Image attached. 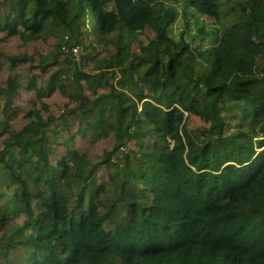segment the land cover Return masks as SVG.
Wrapping results in <instances>:
<instances>
[{
    "label": "trees",
    "instance_id": "obj_1",
    "mask_svg": "<svg viewBox=\"0 0 264 264\" xmlns=\"http://www.w3.org/2000/svg\"><path fill=\"white\" fill-rule=\"evenodd\" d=\"M0 264H264V0H10Z\"/></svg>",
    "mask_w": 264,
    "mask_h": 264
},
{
    "label": "rangeland",
    "instance_id": "obj_2",
    "mask_svg": "<svg viewBox=\"0 0 264 264\" xmlns=\"http://www.w3.org/2000/svg\"><path fill=\"white\" fill-rule=\"evenodd\" d=\"M9 1L10 0H2V3H1V13H0V18L1 19H3V17H4V15H5V13L7 12V10H8V8H9ZM231 21V19L228 21L227 19H225V20H223L222 21V23H224L226 26H229L230 25V22ZM93 20L90 18V16L88 17V20H87V27H88V29H90V28H92L93 27ZM186 24H185V22H181V21H179V22H176L175 24H174V26H173V33H175L176 34V37H178L179 36V33L182 31L183 33H189V31H188V28L185 26ZM192 32V31H191ZM190 32V33H191ZM126 37V35H124V38ZM129 38V37H128ZM126 39V38H125ZM198 42H195V44H197ZM81 48V51H82V47H80ZM75 168H78V167H76L75 166ZM80 169H81V171L83 172V170H84V173H86V171H87V168H83V166L81 165V167H80ZM82 175H84V174H82ZM116 213H118V212H116ZM116 216H117V214H116Z\"/></svg>",
    "mask_w": 264,
    "mask_h": 264
},
{
    "label": "built area",
    "instance_id": "obj_3",
    "mask_svg": "<svg viewBox=\"0 0 264 264\" xmlns=\"http://www.w3.org/2000/svg\"><path fill=\"white\" fill-rule=\"evenodd\" d=\"M72 54L75 57L76 60H80L81 57V48L79 46H73L71 48Z\"/></svg>",
    "mask_w": 264,
    "mask_h": 264
}]
</instances>
